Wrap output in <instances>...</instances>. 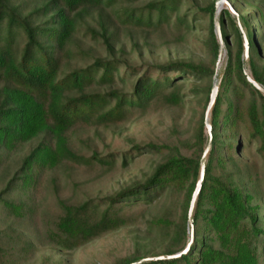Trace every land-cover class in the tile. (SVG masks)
I'll use <instances>...</instances> for the list:
<instances>
[{
    "label": "trees",
    "instance_id": "trees-1",
    "mask_svg": "<svg viewBox=\"0 0 264 264\" xmlns=\"http://www.w3.org/2000/svg\"><path fill=\"white\" fill-rule=\"evenodd\" d=\"M114 1L44 0L22 15L10 0H0V79L5 82L0 86V154L39 132L44 131L51 141V144L40 141L29 150L0 191V197L12 190L14 181L20 180L21 186L29 182L34 166L51 167L60 158L110 166L115 160L112 153L106 156L92 153L88 157L73 153L66 146L67 129L77 121L90 119L117 122L132 110H144L154 100L174 106L183 97L180 85L191 81L192 90L201 86L204 96L189 153L151 143L132 145L129 150L119 152L122 167L148 151L164 149L167 154L141 181L125 184L104 196L100 200L102 207L92 200L76 204L59 201L61 215L46 237L57 248L71 250L125 224L123 208L150 206L168 197L169 215L149 222L161 241L159 251L142 254L134 251L114 258L111 264H264V178L257 182L253 176L255 166L238 158L245 146L254 145L264 168V96L251 85L254 82L264 89L262 9L243 12L240 3L247 0H227L236 19L227 8H222L216 17L225 59L208 107L209 147L201 167L206 140L202 136L203 113L211 95L218 53L213 31L215 0L197 7L207 19L204 41L210 57L208 63L174 59L163 64L135 66L110 56L94 59L87 66L58 77L55 49L69 37L73 14L84 8L109 6ZM181 1L150 0L141 10L127 13V18L157 29L171 19L187 26V15L178 13ZM35 16H47L46 23L32 24ZM239 28L243 29L244 44ZM15 32H21L24 38L17 55L9 48ZM98 35L111 53L109 37L104 32ZM117 78L131 80L129 88L85 90L92 83L111 84ZM245 92L247 98L240 113L238 100ZM238 119L244 122L243 133ZM200 171L199 187L189 211V239L187 213ZM175 205L179 206L177 212ZM0 264L4 263L0 260Z\"/></svg>",
    "mask_w": 264,
    "mask_h": 264
},
{
    "label": "rangeland",
    "instance_id": "rangeland-1",
    "mask_svg": "<svg viewBox=\"0 0 264 264\" xmlns=\"http://www.w3.org/2000/svg\"><path fill=\"white\" fill-rule=\"evenodd\" d=\"M43 1L10 0V4L15 5L19 13L24 15L32 8L40 6ZM148 1L150 0H115L109 6L84 8L75 12L69 37L55 49L58 77L83 68L94 59L110 56L135 66L163 64L174 59L208 63L210 57L204 41L207 19L198 12L197 7L210 0H182L178 13L187 15V26L178 25L171 19L169 24L160 29L135 24L127 18V13L141 10ZM240 5L243 12L251 13L260 8L264 14V0L242 1ZM229 6L231 7L227 0L214 1L213 31L218 43V53L211 83L213 97L225 59L224 46L215 20L222 8H227L236 19V13ZM46 19L47 16H35L31 22L39 25L46 23ZM239 31L244 44L243 29L239 28ZM99 32H104L109 37L111 53L105 49ZM23 39L21 32H15L9 46L14 54L19 53ZM261 45L264 52V39ZM242 58L246 61L244 52ZM121 71L122 68L119 73ZM244 73L247 74L246 68ZM3 80L0 79V86L5 84ZM130 83L131 80L126 78H117L111 84L92 83L85 90H127ZM251 85L254 86L252 83ZM202 88L200 86L198 90H192V82H184L179 87L183 97L178 104L169 106L154 100L144 110H132L117 122L100 123L90 119L73 123L66 131V146L73 153L82 157H88L92 153L99 156L112 153L115 157L114 163L105 166L93 161L85 164L60 158L51 167L38 169L34 166L31 180L24 186H21L20 180L14 181L12 190L6 191L0 197V260L4 264H111L114 258L134 251L140 254L159 251L161 241L157 240V231L150 227L149 222L169 215L171 200L168 197L150 206L123 208L121 214L125 218V224L71 250L54 246L48 241L46 233L53 228L61 215L59 201L76 204L92 200L102 207L100 200L104 196L112 194L125 184L141 181L149 174L153 165L167 154L164 149L148 151L122 167L119 152L129 150L132 145L151 143L174 146L179 152L188 154L189 146L195 141L197 134L204 96ZM258 90L264 96V89L259 87ZM246 98L245 92L238 100L240 113ZM208 117L207 109L203 113L202 136L206 140L201 153V167L209 147ZM238 120L243 133L244 122L242 119ZM40 141L51 144L43 131L1 152L0 191L18 169L21 159ZM231 152L227 154L231 155ZM238 158L255 166L253 176L257 182L263 180L264 168L260 157L254 151V145L245 146ZM175 207L177 212L179 206ZM187 221L189 224V213Z\"/></svg>",
    "mask_w": 264,
    "mask_h": 264
},
{
    "label": "water",
    "instance_id": "water-1",
    "mask_svg": "<svg viewBox=\"0 0 264 264\" xmlns=\"http://www.w3.org/2000/svg\"><path fill=\"white\" fill-rule=\"evenodd\" d=\"M229 7H230V6H229ZM230 9H231V11H233L231 7H230ZM218 35H219V34H218ZM247 80L250 81L248 78H247ZM213 94H214L213 91H211V95H210L209 102H208V105H207L206 110L208 109L209 105H210L211 102H212ZM208 128H209V127H208ZM201 174H202V173H201V171H200V175H199L198 182L196 183L195 188H194V191H193V193H192V195H191V199H190V202H189L188 213H189V211H190V209H191V207H192V204H193V201H194L195 194H196V192H197V190H198V187H199V181H200V179H201ZM186 248H187V246L185 247V249H184L183 251H185Z\"/></svg>",
    "mask_w": 264,
    "mask_h": 264
},
{
    "label": "bare ground",
    "instance_id": "bare-ground-1",
    "mask_svg": "<svg viewBox=\"0 0 264 264\" xmlns=\"http://www.w3.org/2000/svg\"><path fill=\"white\" fill-rule=\"evenodd\" d=\"M250 80V79H249ZM251 81V80H250ZM252 82V81H251ZM256 88H259L254 82H252Z\"/></svg>",
    "mask_w": 264,
    "mask_h": 264
}]
</instances>
